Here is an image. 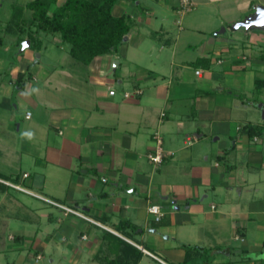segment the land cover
<instances>
[{
    "label": "crops",
    "instance_id": "1",
    "mask_svg": "<svg viewBox=\"0 0 264 264\" xmlns=\"http://www.w3.org/2000/svg\"><path fill=\"white\" fill-rule=\"evenodd\" d=\"M33 1L0 0V264L24 252L14 210L67 235L80 230L86 246L71 264L83 252L95 262L100 237L113 257L105 233L156 257L137 264H264V133L245 131L264 121V27H233L264 0H191L185 13L180 0H117L112 15L130 30L118 50L88 64L55 34L31 48ZM156 137L159 164L149 159ZM21 194L96 224L46 213L58 207L31 206ZM150 205L161 208L159 222Z\"/></svg>",
    "mask_w": 264,
    "mask_h": 264
},
{
    "label": "trees",
    "instance_id": "2",
    "mask_svg": "<svg viewBox=\"0 0 264 264\" xmlns=\"http://www.w3.org/2000/svg\"><path fill=\"white\" fill-rule=\"evenodd\" d=\"M117 0H64L55 6L35 0L28 4L32 10L30 25L36 30L28 35L31 44L37 40V34H55L68 44L70 56L84 64H88L95 57L109 54L119 49L130 27L124 18L112 15V9ZM21 41V40H20ZM19 41V42H20ZM23 75L19 76V80ZM264 84L257 80V85ZM250 138L264 133L262 125L247 126L245 129ZM130 228L128 223L121 224L118 229L124 231ZM111 237L108 250L113 253L109 257L100 245L94 256L99 264H137L143 253L133 245L114 237L109 233L102 238ZM142 244V243H141ZM119 246V249H117ZM187 262V261H186Z\"/></svg>",
    "mask_w": 264,
    "mask_h": 264
},
{
    "label": "rangeland",
    "instance_id": "3",
    "mask_svg": "<svg viewBox=\"0 0 264 264\" xmlns=\"http://www.w3.org/2000/svg\"><path fill=\"white\" fill-rule=\"evenodd\" d=\"M21 13V12H20ZM28 16L24 17L25 19ZM44 34H39L38 37L40 38V43L37 41H33L31 44V48H38L40 47V44H42V37ZM46 36L51 38L52 34H46ZM49 38V39H50ZM57 38L59 40L58 43H62V40L57 35ZM67 46L66 43L63 44V48ZM39 54V52H36ZM264 100V99H263ZM259 118L262 120V115L260 112ZM23 195V194H21ZM24 196V195H23ZM22 196V197H23ZM25 200L28 204L31 206L39 207V206H45L46 204L43 202V200L39 201L34 198H31L29 196H24ZM23 197V198H24ZM47 203V202H46ZM45 204V205H44ZM49 206V203L48 205ZM46 207V206H45ZM45 212L49 213L52 212V214L58 216L62 214V210L56 207H46ZM11 215L17 216L19 219L18 222H13L12 225L13 229L15 230L14 233L16 235L20 236V239L22 240V245L24 246V252L22 251H9V253L5 254L3 257V262H9V264H71V257L74 249H77L80 251L81 248L86 246V242L82 241L80 239V230H75V232L72 235H67V233L63 231V227L58 224L56 227L54 224H52L50 221H48L47 218H38L37 214L33 215L32 212H27L23 210H14L11 211ZM71 215V214H70ZM59 217V216H58ZM65 236H67V240L65 239ZM37 240H41L42 242H47L48 247L45 249L38 248L37 251L32 246V244H35ZM12 244V243H11ZM15 242H13L12 245H14ZM97 246L100 245V239L97 241ZM11 246V245H10ZM32 246V249H31ZM20 249V248H19ZM36 253L40 254L41 258L38 260V262H35V255ZM79 264H99L98 261L92 262L91 259L88 258L85 252L81 254V257L78 259ZM154 263V262H153Z\"/></svg>",
    "mask_w": 264,
    "mask_h": 264
},
{
    "label": "built area",
    "instance_id": "4",
    "mask_svg": "<svg viewBox=\"0 0 264 264\" xmlns=\"http://www.w3.org/2000/svg\"><path fill=\"white\" fill-rule=\"evenodd\" d=\"M192 8H193V3L191 2V0H180L179 1V11H178L179 13L189 12ZM195 74L199 75L200 71H196ZM113 94H114L113 91L110 92V95H113ZM125 96L128 97V94H126ZM29 117H30V113H27L26 114V118H29ZM155 140H156L155 152H154L153 155H149V159L154 164H159L161 162V159H162V156H163V151H162V148H161V139L159 137H156ZM11 186H13V187H15L17 189L19 188L20 190H22L19 186H16V185H11ZM42 200L47 202V203H49V204L57 206L60 209H62L66 215H68V214L75 215V216L80 217L81 219H83L85 221H88V222H91L93 224H96L93 220L89 219L87 216L83 215L82 213H80V212H78V211H76L74 209L62 206V205H60V204H58V203H56L54 201H51L49 199H46V198H42ZM148 212L153 215L154 221H156V222H159L160 219L163 216L161 208L158 205H150L148 207ZM130 243L133 246H135L137 249H139L143 254L148 255V256L156 259V257L153 254H151L149 251L144 249L142 246H139V245H137L135 243H132V242H130ZM37 259H39V257H37Z\"/></svg>",
    "mask_w": 264,
    "mask_h": 264
},
{
    "label": "water",
    "instance_id": "5",
    "mask_svg": "<svg viewBox=\"0 0 264 264\" xmlns=\"http://www.w3.org/2000/svg\"><path fill=\"white\" fill-rule=\"evenodd\" d=\"M235 29L241 27L249 29L251 27H264V6L258 5L255 7V11L252 15L246 17L243 21L235 23L233 25ZM29 45V41H24L21 45L22 49H25ZM262 117L264 118V110L262 105H259Z\"/></svg>",
    "mask_w": 264,
    "mask_h": 264
}]
</instances>
